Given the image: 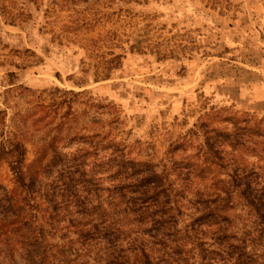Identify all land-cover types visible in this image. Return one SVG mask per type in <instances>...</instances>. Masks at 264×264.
I'll return each mask as SVG.
<instances>
[{"label":"rangeland","instance_id":"rangeland-1","mask_svg":"<svg viewBox=\"0 0 264 264\" xmlns=\"http://www.w3.org/2000/svg\"><path fill=\"white\" fill-rule=\"evenodd\" d=\"M0 111L27 163L43 139L70 154L109 134L160 164L258 128L225 157L264 179V0H0Z\"/></svg>","mask_w":264,"mask_h":264},{"label":"trees","instance_id":"trees-1","mask_svg":"<svg viewBox=\"0 0 264 264\" xmlns=\"http://www.w3.org/2000/svg\"><path fill=\"white\" fill-rule=\"evenodd\" d=\"M5 128L0 111V264H264V179L225 157L261 129H210L156 164L97 132L70 154L43 139L27 163Z\"/></svg>","mask_w":264,"mask_h":264}]
</instances>
